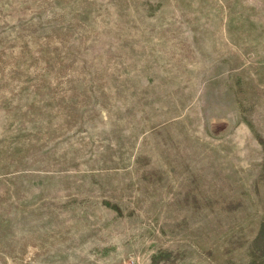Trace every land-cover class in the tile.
I'll return each mask as SVG.
<instances>
[{
  "label": "rangeland",
  "instance_id": "rangeland-1",
  "mask_svg": "<svg viewBox=\"0 0 264 264\" xmlns=\"http://www.w3.org/2000/svg\"><path fill=\"white\" fill-rule=\"evenodd\" d=\"M0 264H264V0H0Z\"/></svg>",
  "mask_w": 264,
  "mask_h": 264
}]
</instances>
